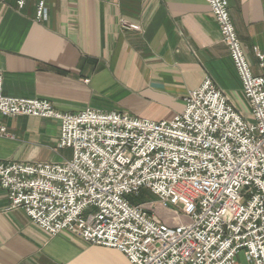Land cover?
Wrapping results in <instances>:
<instances>
[{"label": "built area", "instance_id": "2783aa9c", "mask_svg": "<svg viewBox=\"0 0 264 264\" xmlns=\"http://www.w3.org/2000/svg\"><path fill=\"white\" fill-rule=\"evenodd\" d=\"M27 0H15L21 9ZM36 19L47 17L36 0ZM249 104L244 117L206 78L181 113L154 122L86 109L60 113L45 100L2 93L0 116L59 122L62 163H1L0 189L42 231H69L119 251L130 264H264V78L253 76L226 0H205ZM123 29L139 27L125 20ZM260 68L264 53L255 50ZM0 137H9L0 125ZM146 190L173 226L129 197ZM180 215L185 221H180Z\"/></svg>", "mask_w": 264, "mask_h": 264}, {"label": "crops", "instance_id": "0c3cea01", "mask_svg": "<svg viewBox=\"0 0 264 264\" xmlns=\"http://www.w3.org/2000/svg\"><path fill=\"white\" fill-rule=\"evenodd\" d=\"M253 76L264 78V0H226ZM0 0V71L5 96L45 100L60 113L86 109L160 122L182 112L206 78L244 117L249 104L205 0ZM125 20L139 27L123 29ZM1 163H62L59 122L3 117ZM0 264H130L123 254L63 231L50 236L0 189ZM236 264H249L243 253Z\"/></svg>", "mask_w": 264, "mask_h": 264}, {"label": "rangeland", "instance_id": "374dc122", "mask_svg": "<svg viewBox=\"0 0 264 264\" xmlns=\"http://www.w3.org/2000/svg\"><path fill=\"white\" fill-rule=\"evenodd\" d=\"M129 199L133 200L134 204L144 203L145 207H153V213L155 216L163 219L167 224L173 226L176 219L173 218V213L170 210L164 209L158 204V200L155 196L147 192L146 190H141L137 196H131ZM180 221H185V219L180 215Z\"/></svg>", "mask_w": 264, "mask_h": 264}, {"label": "trees", "instance_id": "16d2710c", "mask_svg": "<svg viewBox=\"0 0 264 264\" xmlns=\"http://www.w3.org/2000/svg\"><path fill=\"white\" fill-rule=\"evenodd\" d=\"M130 201H131V203H133V204L135 203L132 199H131Z\"/></svg>", "mask_w": 264, "mask_h": 264}]
</instances>
